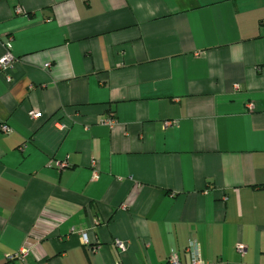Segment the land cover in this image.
Wrapping results in <instances>:
<instances>
[{
    "label": "crops",
    "instance_id": "1",
    "mask_svg": "<svg viewBox=\"0 0 264 264\" xmlns=\"http://www.w3.org/2000/svg\"><path fill=\"white\" fill-rule=\"evenodd\" d=\"M6 51L0 264H264V0H0Z\"/></svg>",
    "mask_w": 264,
    "mask_h": 264
},
{
    "label": "built area",
    "instance_id": "2",
    "mask_svg": "<svg viewBox=\"0 0 264 264\" xmlns=\"http://www.w3.org/2000/svg\"><path fill=\"white\" fill-rule=\"evenodd\" d=\"M13 61H14V58L11 55V53L9 51H6L5 54L0 58V69L3 70V69L10 68V65H11V63H13ZM7 79H10V78L7 77ZM247 106L249 108H251L252 105L248 104ZM29 115L32 118H37L39 116V113L30 111ZM114 123H115V119H113V118H108V119H104V120L100 121L101 125L108 126V127L112 126ZM171 123L172 122H168L167 124H171ZM2 129L4 131H8V128L5 125L2 126ZM54 164H55L56 167H59V168H61L63 166V164L61 162H54ZM80 237H81V240H82L83 243H87L86 233H81ZM118 244H119V246H121V243H118ZM237 250L239 252H243L245 249H244L243 245L238 244L237 245ZM186 251L189 252V254H190V264H202V262L199 259L197 251L193 247H191V246L187 247ZM15 256H17V253L15 255H11L9 257V259H12ZM169 262L171 264H179V261H178V258H177L176 255H172L169 258Z\"/></svg>",
    "mask_w": 264,
    "mask_h": 264
}]
</instances>
